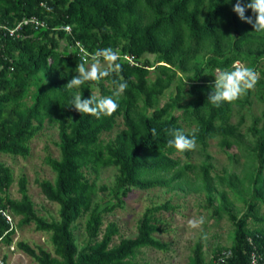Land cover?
Segmentation results:
<instances>
[{"label": "trees", "instance_id": "16d2710c", "mask_svg": "<svg viewBox=\"0 0 264 264\" xmlns=\"http://www.w3.org/2000/svg\"><path fill=\"white\" fill-rule=\"evenodd\" d=\"M236 2L0 0V154L28 157L30 141L45 128L57 129L59 148V158L45 157L53 181L36 182L44 198L57 205L56 219L36 212L25 176L18 180L20 199L10 197L13 173L0 162V244L10 247L17 228L33 225L49 235L52 252L25 241L15 245L36 264H137L141 249H167L155 235L163 232L161 213L175 212V206L167 200L147 207L136 234L117 244L119 227L109 222L103 228V217L121 209L133 189L165 188L204 194L206 208L217 217L226 214L234 227L230 247H216L206 260L199 239L188 264H214L225 250L231 253L225 264H248L249 238L264 253V218L257 212L264 206V109L249 117L248 126L242 114L255 99L264 102V32H254L239 18L233 11ZM82 47L89 54L118 50L120 68L69 92L64 87L76 75ZM236 61L255 71L254 87L232 102L207 103L216 70L231 69ZM113 80L127 83L113 114L97 118L71 107L75 91L86 99L112 95ZM235 115L239 119L232 123ZM118 118L123 128L112 139H102ZM171 129L194 136L195 148H169ZM212 140L240 166L238 173L225 168L213 173ZM233 149L236 154L230 153ZM194 153L200 163H182L181 157L189 160ZM107 168L116 171L112 187L98 184ZM228 193L247 207L241 216ZM4 212L18 222L8 221ZM82 219L85 239L79 243ZM249 222L256 226L249 228Z\"/></svg>", "mask_w": 264, "mask_h": 264}, {"label": "rangeland", "instance_id": "374dc122", "mask_svg": "<svg viewBox=\"0 0 264 264\" xmlns=\"http://www.w3.org/2000/svg\"><path fill=\"white\" fill-rule=\"evenodd\" d=\"M239 66H242L240 64ZM97 94V93H95ZM264 109V102L254 100L251 108L244 109L242 114H245V126L251 123L250 116H259ZM238 115L232 119V123L238 121ZM123 128L122 119L118 118L116 127L108 134L102 135V139H112L116 132ZM56 128H45L33 140L30 141V155L26 158L14 157L11 155L0 154V162L8 166L14 178V183L8 190V194L13 199H20L18 180L25 176L27 179L28 194L34 203L36 212L46 218H57V205L48 202L41 193L37 181L50 180L53 181L55 175L50 167L45 163V157L59 158V148L57 146L58 136ZM208 152L213 158L214 172H221L222 169L240 171L239 165L228 160L226 154L221 152L217 146V141L209 142ZM230 153H235L236 150H231ZM183 162L200 163L202 158L194 153L191 159L181 157ZM239 160V164H242ZM116 171L114 168L102 169L98 184H105L112 187ZM231 200L234 199L232 193H228ZM170 200L175 206V212L161 213L160 218L163 220L161 227L163 232L156 234L162 243L167 244L165 250H154L150 248L141 249L134 260L137 264H188L189 257L192 255L194 244L203 239L205 259L209 260L212 257V251L220 247H230L234 227L228 220L227 215L214 216L213 208H206L204 194L190 193L183 194L181 192H167L165 188H153L146 191L133 189L125 199V204L121 209H116L112 213L105 214L103 217V228L109 222H115L119 227V235L114 238L113 244H117L121 238H130L136 234L137 220L141 217L147 207L159 205L164 201ZM235 211L239 216L246 211L247 207L239 200H233ZM258 216L264 218V206H258ZM204 217V224L198 228H190L188 220L192 218ZM18 217H15V224L18 222ZM249 228L256 225L249 222ZM84 219L80 220L79 228L76 231L77 241L79 243L85 239L84 234ZM206 237V238H205ZM25 241L33 247H41L52 252V246L49 241V235L34 230V226H24L17 231L14 236L13 243L10 247H5L0 244V260L6 256L4 264H36L30 257L16 249V243Z\"/></svg>", "mask_w": 264, "mask_h": 264}, {"label": "clouds", "instance_id": "9594fccd", "mask_svg": "<svg viewBox=\"0 0 264 264\" xmlns=\"http://www.w3.org/2000/svg\"><path fill=\"white\" fill-rule=\"evenodd\" d=\"M248 10H251L253 14L251 17L246 16ZM233 11L242 21L252 25L255 30L254 32H264V0H250V2L237 0ZM67 28L69 27H64V31L70 32V28ZM81 51L83 55L81 62L77 63L75 69L76 75L64 87L69 92H72L74 89L78 90L85 82L102 80L120 68V65L117 63L119 59L118 50L108 47L97 49L94 53L89 54L83 52L82 47ZM124 59L129 63L135 60L133 56L127 55ZM239 65L240 62L236 61L231 69L216 70V75L214 76L215 82L209 85L211 91L208 95L207 103L219 106L224 102H232L254 87L257 80L255 71L249 67ZM112 83L114 90L110 96L97 97L91 94L90 98L86 99L79 91H75L70 101L71 107L82 115L89 114L97 118L113 114L119 107L117 100L126 90L127 83L118 80H113ZM151 133L153 137H156L157 131L155 128L151 129ZM168 134L171 138L168 140L167 146L174 148L178 152L192 150L196 146L195 137H189L179 129H171ZM4 214L6 218V215H8L7 212H4ZM9 217L12 223H14V217L12 215H9ZM204 222L203 216L192 218L188 220V226L195 229L203 225ZM0 263H2L1 260Z\"/></svg>", "mask_w": 264, "mask_h": 264}, {"label": "built area", "instance_id": "2783aa9c", "mask_svg": "<svg viewBox=\"0 0 264 264\" xmlns=\"http://www.w3.org/2000/svg\"><path fill=\"white\" fill-rule=\"evenodd\" d=\"M67 29H69V28H67ZM6 218L8 221L11 222V218L8 215H6ZM248 242H249L250 246L252 247V251H251L250 256H249V263L248 264H264V253L262 254L256 250V245L251 238L248 239ZM230 256H231L230 251H224L216 257L214 264H225L226 261L230 258ZM0 264H2V263H0Z\"/></svg>", "mask_w": 264, "mask_h": 264}]
</instances>
